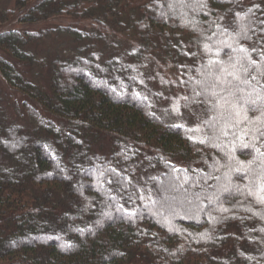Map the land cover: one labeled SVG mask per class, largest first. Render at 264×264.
<instances>
[{
    "label": "trees",
    "instance_id": "16d2710c",
    "mask_svg": "<svg viewBox=\"0 0 264 264\" xmlns=\"http://www.w3.org/2000/svg\"><path fill=\"white\" fill-rule=\"evenodd\" d=\"M0 78V264H264V0H10Z\"/></svg>",
    "mask_w": 264,
    "mask_h": 264
},
{
    "label": "rangeland",
    "instance_id": "374dc122",
    "mask_svg": "<svg viewBox=\"0 0 264 264\" xmlns=\"http://www.w3.org/2000/svg\"><path fill=\"white\" fill-rule=\"evenodd\" d=\"M10 0H0V10L4 9L5 7L9 6ZM64 22L61 20H50L48 23H39L32 26H20L18 24H15V27H19V29L22 30H30V31H39V30H49L52 29L53 33L49 34L47 39H43L41 42H39V45L35 46L39 53L41 55H48V56H54V55H65L71 50L72 43L68 35L66 34H59L54 31V28L62 26ZM8 27V24L5 25ZM116 42H119V40L113 38L109 40V43L114 44ZM124 41L120 40V44L117 46L119 47V51L121 53H124L129 47V44L123 43ZM35 48V49H36ZM144 68L150 72L152 75L154 73V76L156 75V72L160 71V62H157V60H152L151 62H146L144 65ZM1 79V78H0ZM0 80V109L3 111V113L6 115V117H9L12 119L13 117L17 118L19 121L24 122V124L30 122V117L32 115L27 114L25 109H22L21 106H17V100H18V93L13 92L10 90V88L7 86V84H3ZM152 84H155L156 80L150 81ZM160 110L165 115H171L173 111H175V107L170 104L169 101H163L160 103ZM180 115H184L185 113L180 112ZM30 115V116H29ZM174 186L170 187V191L175 194V190L173 188ZM170 196V195H169ZM170 198V197H169ZM170 198V202H171Z\"/></svg>",
    "mask_w": 264,
    "mask_h": 264
}]
</instances>
